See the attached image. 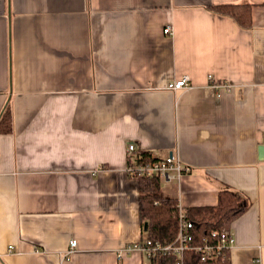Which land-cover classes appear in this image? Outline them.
Segmentation results:
<instances>
[{
    "label": "crops",
    "instance_id": "obj_1",
    "mask_svg": "<svg viewBox=\"0 0 264 264\" xmlns=\"http://www.w3.org/2000/svg\"><path fill=\"white\" fill-rule=\"evenodd\" d=\"M220 5H248L251 27ZM6 106L0 264H148L115 253L146 238L129 143L190 166L161 180L182 210L216 205L220 182L246 197L228 263L264 264V0H0Z\"/></svg>",
    "mask_w": 264,
    "mask_h": 264
},
{
    "label": "trees",
    "instance_id": "obj_2",
    "mask_svg": "<svg viewBox=\"0 0 264 264\" xmlns=\"http://www.w3.org/2000/svg\"><path fill=\"white\" fill-rule=\"evenodd\" d=\"M209 11L220 16L228 17L239 27H251V14L248 5H220L210 6ZM11 130V116L8 106L0 115V134L9 133ZM135 160L147 163L156 160L148 151H138ZM133 160L128 158V163ZM138 186V215L140 224H147L145 236L153 241L171 242L177 232V201L164 197L161 192V179L159 177L139 176L135 178ZM248 208V200L229 189L224 184L218 183L217 203L214 206L189 207L184 210L186 217L193 224L192 234L194 243L199 244L208 238L212 231H228L231 223ZM224 262H202L193 252L184 254V264H229ZM148 264H175L171 255L149 260Z\"/></svg>",
    "mask_w": 264,
    "mask_h": 264
},
{
    "label": "built area",
    "instance_id": "obj_3",
    "mask_svg": "<svg viewBox=\"0 0 264 264\" xmlns=\"http://www.w3.org/2000/svg\"><path fill=\"white\" fill-rule=\"evenodd\" d=\"M163 33L165 35H171V26H166L163 29ZM189 82V78L185 76L168 84L167 89L171 91L189 89L191 88ZM210 86L217 91V96L221 95V91L230 89L229 84H221L215 80L211 81ZM126 152L128 158L133 160V162L132 164L127 162L124 171L126 175L133 180L139 176H154L159 177L165 182H171L191 172L190 166L182 165L179 160L175 159L172 155L165 159H156L152 162H137L135 160V155L138 149L134 143H129L127 145ZM177 208V232L173 241L160 242L148 238L137 240L119 248V250L115 252L117 259L122 260L125 255L127 256L140 252V254L148 260L171 255L175 258V264H184V254L186 252H193L199 256L202 262H224L229 260L230 251L234 246V240L229 230L212 231L208 238L196 244L194 243V236L192 234V222L187 219L184 210L180 209L179 206H177ZM69 245L70 248L67 251L68 256L74 252L77 241L72 239Z\"/></svg>",
    "mask_w": 264,
    "mask_h": 264
},
{
    "label": "water",
    "instance_id": "obj_4",
    "mask_svg": "<svg viewBox=\"0 0 264 264\" xmlns=\"http://www.w3.org/2000/svg\"><path fill=\"white\" fill-rule=\"evenodd\" d=\"M171 156V154H170ZM258 159L263 160L264 159V143L258 147ZM147 224H143V230L146 231Z\"/></svg>",
    "mask_w": 264,
    "mask_h": 264
},
{
    "label": "rangeland",
    "instance_id": "obj_5",
    "mask_svg": "<svg viewBox=\"0 0 264 264\" xmlns=\"http://www.w3.org/2000/svg\"><path fill=\"white\" fill-rule=\"evenodd\" d=\"M162 181H163V180H162ZM163 182H165V181H163ZM163 182H162V183H163Z\"/></svg>",
    "mask_w": 264,
    "mask_h": 264
}]
</instances>
